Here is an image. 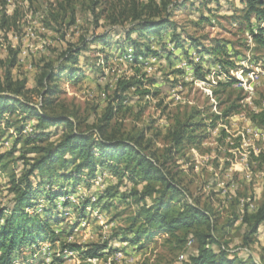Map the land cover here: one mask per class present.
Segmentation results:
<instances>
[{
  "label": "rangeland",
  "instance_id": "374dc122",
  "mask_svg": "<svg viewBox=\"0 0 264 264\" xmlns=\"http://www.w3.org/2000/svg\"><path fill=\"white\" fill-rule=\"evenodd\" d=\"M56 1L0 0V59L9 57V47L19 48V62L13 76L27 78L29 87L36 85L40 65L46 60L56 62L69 43L82 46L79 41L84 36L87 40L83 45L85 50L76 65L80 75L74 81L68 75L62 77L60 97L68 104L78 106L85 116L91 115V120L95 112L102 113L107 106L116 81L122 76L133 75L136 70L139 74L156 77L158 83L150 87V96L131 95L129 105L133 106L132 109L119 115L124 130L147 129L148 136L155 139L157 130L165 134L176 117L186 118L194 113V109L203 112L208 124L225 106L232 102L242 104L240 113L218 121L200 149L185 145L175 156L177 170H183L185 184L194 197L200 198L203 205L213 207L218 213L219 227L230 224L223 241L231 250L240 251L242 256L252 253L260 262L264 254V225L254 237V243L245 246L242 236L245 229L241 220L246 208L254 212L264 199V157L261 160L253 158V154L264 155V125L253 122L248 115L253 110L264 109V48H256L251 31V27L255 30L263 27L264 22L254 20L250 25L239 19L244 16L240 0L211 2L201 10L198 3L202 0H173L178 7L173 12L172 21L178 24L184 40L187 34L205 44L213 39L220 40L227 43L230 50H238L241 54L237 59L238 69L232 71L239 81L235 84L237 91L231 95L220 93L223 101L220 104L213 90L218 89V82L227 77L220 75L209 55L199 53L188 41H184L188 53L183 48L176 49L170 43L172 29L163 32L162 40L169 43L173 55L161 52L158 56H141L140 63L136 64L131 45L123 41L105 47L96 40L95 36L108 30L107 23L102 21V27L94 28L90 16L81 10L77 24L69 29L55 25L60 29L58 32L47 27L48 10ZM5 9L9 15L17 14L18 17L16 25L8 32L1 28ZM202 16L209 21L199 23ZM116 39L113 38L114 42ZM152 45L160 50L156 37L152 39ZM190 59L201 63L207 80L196 78ZM3 75L4 68L0 67V77ZM240 88L243 91L240 92ZM240 96L242 100L238 99ZM34 122L27 125V131H33ZM51 130H55L54 127ZM14 140V132L0 131V203L4 204L12 197L8 192L12 175L20 173L23 168L18 159L21 152L10 153ZM162 141L160 137L159 147H162ZM48 174L42 172L37 176L43 185L35 200V209L43 215L48 214L53 228L61 234L55 242L23 248L15 259L18 264H81L78 253L62 251V242H77L84 246L108 244L103 259L89 260L92 264H185L189 253L196 252L191 236L184 247L175 239L168 241V235L164 233L157 234L150 242L133 244L126 241L132 238L127 228L137 209L130 203L131 199L125 201L121 197V193L134 186L128 179L122 180L99 168L97 179L90 185L75 186L59 176L49 179ZM58 193L67 195L54 198L53 194ZM188 199L192 202L191 198ZM88 200L90 205L84 207ZM117 254L121 256L117 257ZM56 257L60 261H55Z\"/></svg>",
  "mask_w": 264,
  "mask_h": 264
},
{
  "label": "trees",
  "instance_id": "16d2710c",
  "mask_svg": "<svg viewBox=\"0 0 264 264\" xmlns=\"http://www.w3.org/2000/svg\"><path fill=\"white\" fill-rule=\"evenodd\" d=\"M240 1L244 16L239 19L250 25L254 20L264 22V0ZM211 2L220 3V0H202L198 9ZM177 7L173 0H58L51 4L45 21L47 27L58 32L60 29L55 25L67 30L77 24L79 10L90 16L94 28L102 27L101 22L105 21L109 28L95 36L96 40L105 47L123 41L131 45L136 64L140 63L141 56H158L161 52L173 55L169 43L162 40L163 32L172 29L170 43L176 49L183 48L188 53L184 44L185 40L188 41L199 53L209 55L220 75L227 77L218 82V89L213 90L214 96L223 104L220 93L231 95L237 91L235 84L239 81L232 71L238 69L237 59L241 54L238 50H230V46L220 40L213 39L205 44L190 34L184 40L178 24L172 21ZM17 18V14L9 15L5 9L1 28L11 31ZM204 21L209 19L202 16L199 23ZM251 31L256 48H264V26L258 30L251 27ZM114 37L118 39L116 42ZM154 37L158 39L160 50L152 45ZM79 42L82 46L69 43L56 62L46 60L40 65L36 85L32 88L28 86L27 78L13 76L19 62V48L9 47V57L0 59V67L4 68V75L0 77V131L15 133L10 153L20 151L18 159L23 165L21 172L10 179L8 192L12 197L7 203H0V264H13L23 248L55 242L61 234L53 228L48 214L43 215L35 209V200L43 185L37 179L39 173H49V179L59 176L75 186L90 185L97 179L99 168L134 183L128 192L121 193L125 201L131 199L130 203L137 208L127 228L132 238L126 241L133 244L150 242L157 234L164 233L168 235V241L175 239L184 247L191 236L196 252L189 253L185 264H264V254L257 262L252 253L242 256L240 251L231 250L223 241L230 224L219 227L218 213L194 197L185 184L183 170H177L175 156L185 145L200 149L218 121L240 113L242 104L232 102L225 106L208 124L203 112L194 109V113L186 118L176 117L165 134L157 130L155 139L148 136L147 129L124 130L119 115L132 109L133 106L129 105L131 95L150 96V87L158 83L156 77L139 74L136 70L133 75L122 76L116 81L107 106L102 113L95 112L91 120V115L85 116L78 106L68 104L60 97L62 77L68 75L74 81L80 75L76 65L80 63L87 40L83 36ZM189 62L194 66L196 78L207 80L201 63L192 59ZM176 71L182 73L183 70ZM248 115L253 122L264 125V109L253 110ZM33 121V131H27V125ZM52 127L55 130H51ZM54 137H58L57 140H53ZM160 137L162 147L157 145ZM263 157L261 153L253 154L254 160ZM53 195L57 198L67 194ZM87 205H90L89 200L83 206ZM241 222L245 229L243 244L250 246L264 225V199L254 212L246 208ZM61 248L62 251L78 253L81 264H92L90 259H103L108 244L84 246L77 242H62ZM55 261L60 258L56 257Z\"/></svg>",
  "mask_w": 264,
  "mask_h": 264
},
{
  "label": "built area",
  "instance_id": "2783aa9c",
  "mask_svg": "<svg viewBox=\"0 0 264 264\" xmlns=\"http://www.w3.org/2000/svg\"><path fill=\"white\" fill-rule=\"evenodd\" d=\"M120 256H121V254H117V257H120ZM90 260L97 262L98 258H94V259H90ZM18 263H19L18 260H14V262H13V264H18Z\"/></svg>",
  "mask_w": 264,
  "mask_h": 264
}]
</instances>
